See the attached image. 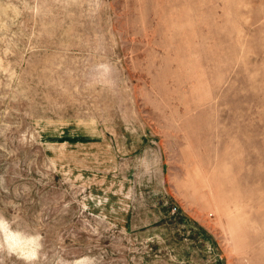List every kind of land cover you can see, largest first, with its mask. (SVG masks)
I'll return each mask as SVG.
<instances>
[{
  "label": "rangeland",
  "instance_id": "374dc122",
  "mask_svg": "<svg viewBox=\"0 0 264 264\" xmlns=\"http://www.w3.org/2000/svg\"><path fill=\"white\" fill-rule=\"evenodd\" d=\"M0 216L32 264H264V0H0Z\"/></svg>",
  "mask_w": 264,
  "mask_h": 264
},
{
  "label": "clouds",
  "instance_id": "9594fccd",
  "mask_svg": "<svg viewBox=\"0 0 264 264\" xmlns=\"http://www.w3.org/2000/svg\"><path fill=\"white\" fill-rule=\"evenodd\" d=\"M41 239L39 234H31L16 229L13 222L0 216V252L19 257L27 251L30 254L23 256V259L26 264H32L38 258V252L42 247ZM57 264H65V262L61 259L57 261ZM73 264H93V260L89 257H82L74 261Z\"/></svg>",
  "mask_w": 264,
  "mask_h": 264
}]
</instances>
